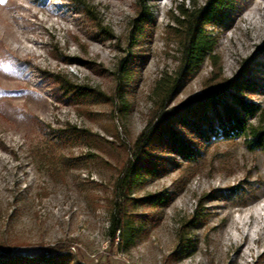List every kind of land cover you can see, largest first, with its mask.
<instances>
[{"label":"rangeland","instance_id":"rangeland-1","mask_svg":"<svg viewBox=\"0 0 264 264\" xmlns=\"http://www.w3.org/2000/svg\"><path fill=\"white\" fill-rule=\"evenodd\" d=\"M80 1L91 13L77 0H0V256L54 247L61 264H264V151L243 139L175 125L196 159L153 151L157 172L123 203L116 193L158 112V85L180 67L176 18L206 0ZM144 12L150 21L132 43ZM207 31L218 37L216 60L183 79L167 109L244 66L255 83L245 98L264 109V0H236L231 17ZM127 60L133 76L124 80L117 73ZM62 80L93 95L74 96ZM70 127L86 136L61 138ZM119 204L133 229L114 242Z\"/></svg>","mask_w":264,"mask_h":264},{"label":"trees","instance_id":"trees-1","mask_svg":"<svg viewBox=\"0 0 264 264\" xmlns=\"http://www.w3.org/2000/svg\"><path fill=\"white\" fill-rule=\"evenodd\" d=\"M77 1L83 7V11L91 13L82 1ZM235 5L236 0H206L204 5L198 6L194 3L192 9H181V18H176L182 29L180 67L174 79L167 78L157 87L158 91H162L161 104L154 119L138 137L132 157L124 168V176L118 181L116 193L120 198V203L128 199V195L144 179L145 175H153L157 172L161 159L156 161L150 158L151 152L165 151L169 148L184 159H196L197 152L176 131L175 125L193 127L200 137L205 139L209 138L210 132L221 134L231 140L243 139L250 149L264 151V109L245 98V95H249L255 90V83L250 78V67L244 66L233 79H223L217 87L204 95L188 99L170 109L166 107V101L175 93L183 79L199 69L206 59L216 60L215 49L218 37L210 34L207 27L214 26L216 28L224 24L226 19L231 17ZM149 21V17L144 12L137 25L133 26L131 34L133 35L134 31L136 34L133 35L134 38L131 37L132 43H136L144 36L145 23ZM97 28L106 33L102 27ZM129 66L130 60L122 61L117 73L119 78L129 80L133 76ZM214 66H218L216 61ZM61 83L74 96L93 95L90 94L91 89L89 88L63 80ZM208 110L216 113L218 128L215 126L213 118L208 115ZM256 118L257 123L252 122ZM200 122L207 128L203 129ZM85 133L70 127L63 134L61 133L60 137L86 136ZM230 192L236 196L244 194L242 188H232ZM119 205L111 214L108 230L109 236L114 242L117 238L121 239L127 236L133 229L125 221L124 210ZM201 217L202 215L199 219ZM63 257L62 250L50 247L32 258L0 256V264H24V261H28L29 264H61L60 261Z\"/></svg>","mask_w":264,"mask_h":264},{"label":"bare ground","instance_id":"bare-ground-1","mask_svg":"<svg viewBox=\"0 0 264 264\" xmlns=\"http://www.w3.org/2000/svg\"><path fill=\"white\" fill-rule=\"evenodd\" d=\"M249 215H252V213L251 212H249L248 214H247V216H249ZM258 228H260V227H258ZM241 245V244H240Z\"/></svg>","mask_w":264,"mask_h":264}]
</instances>
